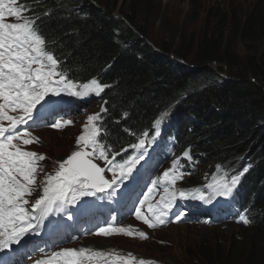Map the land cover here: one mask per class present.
I'll use <instances>...</instances> for the list:
<instances>
[{"label": "trees", "instance_id": "obj_1", "mask_svg": "<svg viewBox=\"0 0 264 264\" xmlns=\"http://www.w3.org/2000/svg\"><path fill=\"white\" fill-rule=\"evenodd\" d=\"M21 2L39 16L37 24L62 69L79 82L97 78L110 86L99 97L91 95L107 108L102 113L104 141L127 147L167 111L154 155L165 150L179 158L190 149L195 163L183 162L184 171L192 172L188 183L197 184L196 165L209 171L221 165L229 176L248 169L228 201L229 214H237L234 222L247 229L236 227L248 237L232 235L229 242L188 246L189 263L264 264V225L259 221L264 144L254 156L249 151L251 136L264 122V6H243L240 12L209 7L205 22L216 24L210 32L190 41L181 36L177 47L164 41L159 53L146 41V23L139 22L140 0H129V9L119 8V14L116 6L98 0ZM239 44L253 56L245 60ZM172 53L188 66L168 60ZM212 64L223 67L227 78L195 86L211 74L206 67ZM240 210L249 224H241Z\"/></svg>", "mask_w": 264, "mask_h": 264}, {"label": "snow or ice", "instance_id": "obj_2", "mask_svg": "<svg viewBox=\"0 0 264 264\" xmlns=\"http://www.w3.org/2000/svg\"><path fill=\"white\" fill-rule=\"evenodd\" d=\"M38 19L39 16L21 0H0V251H17L13 245L26 247L30 242L25 240L26 236L39 234L50 215L66 211L67 206L77 204L82 198H99L98 194L112 196L126 181L131 179L135 183L140 169L149 163L145 159L148 146L161 135V126L169 115L164 111L154 120L153 134L142 131L135 142L114 151L113 146L103 139L106 132L102 126V113H106L107 108L102 105L99 113L87 117L76 140L77 150L59 162L54 174H46L43 180H39L43 172L40 162L46 157L21 147V144L28 146L38 142L24 127L34 121V111L51 118L47 126L61 130L72 124L70 119L62 116L56 118L67 103L64 97H99L110 86L97 78L80 83L62 69L61 62L37 24ZM129 148L134 152L127 157L122 156ZM117 156H121L120 161H117ZM97 160L104 162L105 166L101 167L95 162ZM182 160H186L188 165L195 163L190 149L174 159L171 168L164 171L162 177L152 180L147 191L141 193L143 199L138 201L140 206L134 208V215L149 229L168 222H180L185 215L183 211L170 216L178 200L208 203L215 197H232L241 176L248 171L244 168L239 174L229 176L221 165H217L212 181L203 188L177 189V181L190 174L184 171ZM141 161L145 163L141 164ZM106 172L111 173V179L106 178ZM158 189H162L163 194L156 204H152ZM37 192L38 198L30 201L29 197ZM145 204L148 205L147 213L142 212ZM239 220L245 225L250 223L244 215H240ZM92 234L134 236L130 226L117 227L107 223L98 226ZM138 235L147 239L143 231ZM45 255L49 259L38 260L36 264H150L145 260L137 261L131 253L121 256L114 250L92 248H63ZM0 264H3L2 259Z\"/></svg>", "mask_w": 264, "mask_h": 264}, {"label": "rangeland", "instance_id": "obj_3", "mask_svg": "<svg viewBox=\"0 0 264 264\" xmlns=\"http://www.w3.org/2000/svg\"><path fill=\"white\" fill-rule=\"evenodd\" d=\"M98 1L102 5H109L110 7L116 6V14H119V8L125 10L129 9L127 6L129 0ZM248 5L251 7L254 5L261 7L264 6V0H140V9L138 12H141V21L139 20V22H141V24L146 23V30L148 33L146 41L154 47L157 52L161 53L159 51V46L164 41L167 42V45L170 47H177V39L181 36H183L186 41H190L191 38L195 40L210 32L216 24L209 25L205 22V12L209 7H212L213 10L219 9L220 11H223L224 9H228L230 11L231 9H236L240 12L241 10H244L243 6ZM167 32H170V34ZM237 48L245 60L247 57L251 58L253 56V54L246 52V49L242 44H239ZM168 60L178 63L181 67L186 65L181 59L176 57L174 53L168 55ZM206 68H208V71L211 74L202 76L195 86H207L212 84L213 80H225L228 76V73L223 67L212 64L207 65ZM64 99L67 103L62 106V110L56 118L62 116L64 119H70L72 121L71 125L66 126L61 130H57L53 127L47 126V122L51 119L50 117L34 111V121H30L29 125L24 126L28 128L33 137L37 138L38 142H34L28 146H23L21 144V147L25 148V150L34 151L37 154L46 157L44 161L40 162V167L43 169V172L40 173L38 177L39 180H43L46 174H54L58 169L59 162L65 160L73 151L77 150L76 140L82 133L87 117L99 113V101L96 98L87 97L79 99L74 97H64ZM12 115H16V113H12ZM257 127L258 131L253 133L250 140L251 142H249L251 145L249 149V151H251V156L256 155L258 147L264 144V122H261ZM159 140L160 136L148 146V152L145 159L149 161V163L143 169H140V165H137L140 170H165L166 166L171 165L172 161L176 158L175 155H172L173 159L168 160L167 156H161L157 161V164H154L153 167H151L150 156L155 153V148ZM144 163L145 161H141V164ZM170 168L171 167L167 170ZM194 172H197L195 181L198 186H194L193 183L191 184V181L190 184L192 188H203L206 183L212 181L213 174L215 173L214 171H209L206 166L202 165H196ZM187 173L191 174L192 172ZM190 174L185 175L182 180L177 181L175 187L178 189L185 178L192 179ZM125 185L131 188L129 182H125ZM136 193L139 195L138 198H135ZM162 194V189H158L154 198L151 200V203L156 204ZM38 195L39 192L32 197H29L30 201H34L38 198ZM130 198L131 200H128V203L125 206L126 214L123 217L124 221L135 218L134 211H130L128 208L139 206L138 201L140 200V193L136 188H134V193L130 195ZM218 198L219 197H215L213 200L217 202ZM223 199L221 197L219 200L221 204H216V208H225V212L228 213L230 207L228 206L227 201L228 199H232V197H223ZM213 200L207 203V207H210L213 204ZM225 203L226 205H224ZM75 205L67 206L66 210L77 211L76 207H74ZM144 208H146L145 205ZM180 210L181 208L178 211ZM64 214V212L53 213L49 217H51V220H58V216H63ZM166 219L169 218L166 217ZM208 219L207 215L202 214V212L200 214H198V212L191 213L183 216L180 222H168L165 225L153 228L155 229L153 231H144L147 234V239L120 237L102 240V238H97L92 239V243L101 245L100 247L115 248L114 251L118 253L120 252L121 256H126L128 253H131L137 258V261L145 260L150 262V264H193L189 263L185 254L188 252V246L198 247L202 242H229L232 235H238L241 239L248 237L246 233L244 238V234H242L243 231L236 227L237 225H242L235 222L230 225V221L226 220L224 222H215L212 226L211 224L204 223ZM259 221L264 225V209L260 212ZM241 224L244 223L241 221ZM132 225L136 224L131 221L126 224V227ZM242 227L247 229L244 226ZM133 229L137 230V227L133 226ZM77 234L78 232L75 231L71 233L70 236L76 237ZM86 241L90 242V239H87ZM69 243L70 245L66 248H87V245L84 243L73 244L71 241H69Z\"/></svg>", "mask_w": 264, "mask_h": 264}, {"label": "clouds", "instance_id": "obj_4", "mask_svg": "<svg viewBox=\"0 0 264 264\" xmlns=\"http://www.w3.org/2000/svg\"><path fill=\"white\" fill-rule=\"evenodd\" d=\"M79 82V81H78ZM81 83V82H80ZM92 97V96H89ZM96 98V97H93ZM99 101V98H96ZM100 102L98 103V111L100 109ZM100 112V111H99ZM146 131L150 132V135L154 133V129H148ZM163 135V131L161 130V135L160 137ZM135 141H136V136H135ZM107 144L111 145L108 141H105ZM157 143H161L160 140ZM113 146L114 151H120L121 148L125 147L123 145H111ZM133 149L129 148L127 152H123L122 156L127 157L129 154L133 153L132 152ZM165 156H167L168 160H170L172 158V154L168 153L167 151L163 150L162 152ZM156 155L152 154L151 157V163L150 164H157V160H156ZM117 161L121 160V156H117ZM176 159V158H175ZM96 163H98L101 167H104V162L102 161H95ZM183 162L186 163V160H183ZM169 166H166L165 170H153V169H149L147 171H143L140 170V176L137 179V181L134 183L132 180L126 181L129 182V184L131 185V188H129L127 185H124V188H119L115 195L112 196H108L107 194H98L99 199H102L105 202H118V203H124V197L126 195V192H128L130 189L136 188L138 190V192L140 193V199L142 197L141 193L142 192H146L147 191V187L151 186V181L152 180H156L158 177H162L163 172L166 171ZM216 168V166H215ZM137 169L138 166H137ZM208 169V167H207ZM212 171H216V170H212ZM106 177L108 179H111V173L110 172H106ZM133 175L135 176L136 173L134 172ZM187 178H185V180L182 181V184L180 185V187L178 189H188L191 190L193 189L191 184L188 183ZM194 186H198V184H194ZM205 191V189H204ZM206 193V191H205ZM207 194V193H206ZM122 197L120 200L118 198ZM94 197H86V202L89 203ZM245 198V195H244ZM201 202V201H199ZM94 204H92V208L86 210L82 205H75L74 207H76L77 211H75L76 213L79 214L78 218L75 217V220L77 221L78 219L80 221H82V223L84 224L85 228L89 229V230H95L98 226H103L106 223L107 224H112L114 226L117 227H126V224L128 222H134L136 225H132L130 226L134 232V236L129 237V236H125L122 234L119 235H111V236H97L92 234L93 232H89V231H85V229H83L81 232H78L77 236H70L71 233H73V229L72 226L70 224H72L73 221L70 220H59V221H51V217H48L47 220H45L44 222V226L40 229L39 234L37 235H32L30 237L26 236L25 240L30 241L26 247L24 248H20V246L18 245H13L12 248L14 249H18L17 251H22L25 250V253L20 254V253H13L12 250L10 249H5L3 251H0V258H2L4 260V256L5 259H10L12 263L10 264H36V261L38 260H43V259H49L48 256L45 255V253H51L52 251H59L63 248H66L70 245L69 241H71V243L73 244H81L84 243L87 245V248H92L94 250H100V251H110V250H114L115 248H110V247H100L101 245H97L95 243H92V239H97V238H102V240H108V239H113V238H137V239H142L139 237L138 233L140 231H147V230H155V229H149L147 227V225L143 224L142 221H138L136 218L134 219H128L127 221L123 220V216L119 217V218H109L111 213H104L106 218H102L99 215V211L96 209H93ZM90 206V204L88 205V207ZM123 206V205H122ZM192 209L194 210V207H192ZM199 210L202 211V208H200ZM143 211V210H142ZM239 215H243V211L240 210ZM90 218L91 221H89L88 223H86L85 221L87 220V218ZM142 222V224H141ZM52 224H56L57 226H62V231H58V228L54 229V231L48 233V228H50V225ZM67 224V226H66ZM133 226L137 227V230L133 229ZM67 227V230H66ZM129 227V226H127ZM126 227V228H127ZM69 229V230H68ZM71 230V231H70ZM89 232V233H88ZM47 234L46 236L43 237L44 240H42V243L40 242V237H42L44 234ZM90 239L89 241L86 240ZM51 241H53L50 246H48L44 251L42 252H38V253H32L33 251L31 250H38L37 248L43 246L45 243H50ZM23 243V241H22ZM117 254L121 255L120 252H116Z\"/></svg>", "mask_w": 264, "mask_h": 264}, {"label": "bare ground", "instance_id": "obj_5", "mask_svg": "<svg viewBox=\"0 0 264 264\" xmlns=\"http://www.w3.org/2000/svg\"><path fill=\"white\" fill-rule=\"evenodd\" d=\"M37 116H38V115H37ZM168 153H170V152H168ZM171 154H172V155H175V154H173V153H171ZM175 156H176V155H175ZM160 157H161L160 154H156V160H157V161L160 159ZM162 157H165V155L162 154ZM153 165H154V164H151V167H153ZM126 193H127V194H126V196H127V201H128V200H131L130 195L134 193V188H133V189H130V190H129L128 192H126ZM138 197H139V195L136 193L135 198H138ZM220 199H221V197L218 198V201H217V202L214 201L213 204H212L210 207L206 208V209L202 212V214L207 215V217L209 218V219H208L207 221H205L204 223H206V224H211V225L213 226L215 222H224V221L228 220V221H230V225L233 224V222H234V220H235L237 214L234 213V212H231V214H229V211H228V213L225 212V208H224V209H217V208H216V204H221L220 201H219ZM222 199H223V197H222ZM228 201H230V199H228ZM228 201H227V204H228ZM223 202H224V199H223ZM224 205H226V203H225ZM125 206H126V205H123V206H122V205H121V206L118 205L119 213H120L121 215H123V217H124L125 214H126ZM228 206H229V204H228ZM229 207H230V206H229ZM219 210H223V211H219ZM206 224H205V225H206ZM143 232H144V230H143Z\"/></svg>", "mask_w": 264, "mask_h": 264}]
</instances>
